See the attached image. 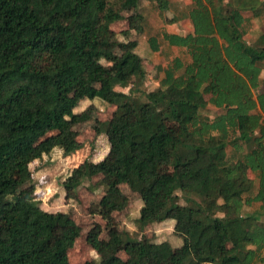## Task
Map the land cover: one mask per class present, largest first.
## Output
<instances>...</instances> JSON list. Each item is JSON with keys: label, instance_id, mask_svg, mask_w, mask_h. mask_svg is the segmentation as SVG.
<instances>
[{"label": "trees", "instance_id": "obj_1", "mask_svg": "<svg viewBox=\"0 0 264 264\" xmlns=\"http://www.w3.org/2000/svg\"><path fill=\"white\" fill-rule=\"evenodd\" d=\"M147 1L166 25L176 23L165 14L169 0ZM140 2L0 0V264H71L68 253L83 226L69 211L41 207L30 164L50 134L67 156L82 148L77 126L93 119L96 106L78 111L74 92L115 108L92 126L106 135L108 152L74 167L63 189L85 188L117 212L130 204L122 184L143 201L140 237L123 227L99 239L98 264H264V31L252 43L244 38L252 25L244 13L262 15L264 0H192L191 30H161L189 60L175 56L152 91L141 86L138 42L125 43L111 30ZM138 17L144 27V14ZM149 42L159 50L156 36ZM119 47L126 48L117 53ZM48 60L54 67L44 70ZM210 106L222 112L211 118ZM171 122L187 144L172 136ZM171 213L178 251L144 233Z\"/></svg>", "mask_w": 264, "mask_h": 264}, {"label": "rangeland", "instance_id": "obj_2", "mask_svg": "<svg viewBox=\"0 0 264 264\" xmlns=\"http://www.w3.org/2000/svg\"><path fill=\"white\" fill-rule=\"evenodd\" d=\"M216 2H227L229 0H215ZM192 0H169V6L165 10L168 20L177 19L176 23L166 25L162 16H157V12L152 8V3L147 0H141L138 7H130L124 12V18L113 23L111 30L118 38L129 43L137 41L136 51L141 53L144 63L145 80L141 85L143 90L152 91L160 87L161 78L164 75V69L172 62L175 56H180L183 60H189L181 48L169 45L163 40L161 30L167 27L172 32L186 33L192 29L190 19V9ZM145 16L144 27H141L138 14ZM245 16H249L252 21L251 27L246 32L244 38L248 42H254L258 36L264 31V13L259 17L252 16L251 12H245ZM59 19L63 24L70 23V17L67 13H60ZM156 36L160 42V48L157 51L152 50L149 42L150 36ZM126 47H119L117 53H121ZM54 67V61L48 60L44 62L42 68L50 70ZM113 71V70H112ZM111 73L108 75L110 77ZM261 76H264V68ZM134 77H130L132 82ZM129 93V87H117ZM72 97L78 102L77 110H83L90 104L96 106L93 119L83 122L77 126L80 134L78 139L82 142L81 149L71 155H65L63 149L58 147L53 140V135H48L37 143V147L42 150L41 158L30 164L33 171L32 182L36 186V198L40 200L41 207L49 211H69L73 217L82 224V235L77 239L76 244L69 250V260L71 264H98V253L96 251V243L101 238H108L116 231H120L126 227L133 236L140 237L142 231L136 223L142 206V199L132 192L126 184H122V190L129 195L130 204L128 208L122 212L113 211L100 205V197L94 196L85 188H81L77 192L66 191L63 189L62 181L71 173L74 167L85 160L98 161L102 159L109 150V143L104 133L95 134L93 131V123L100 119H108L115 106L108 104L106 101L95 98H86L83 94L74 92ZM208 116L214 118L220 112L213 106L208 107ZM133 113L127 116V119H133ZM172 136L180 138L181 143L187 144L185 135L182 134L180 126L171 122L168 124ZM161 171L172 172V168L166 165L160 167ZM30 191V184L25 185L20 190L21 193ZM180 193V191H177ZM166 195L161 193L158 200L161 203L166 202ZM258 209L255 204L252 207H246L247 212H253ZM264 221V216L262 217ZM4 221H0V227L4 225ZM175 217L171 213L169 217L161 222L148 226L144 229V233L155 237V240L169 241L178 251L180 239L174 233ZM120 255L125 258L124 249L121 248ZM156 264V263H148ZM161 264H171L170 259Z\"/></svg>", "mask_w": 264, "mask_h": 264}, {"label": "crops", "instance_id": "obj_3", "mask_svg": "<svg viewBox=\"0 0 264 264\" xmlns=\"http://www.w3.org/2000/svg\"><path fill=\"white\" fill-rule=\"evenodd\" d=\"M261 16V15H260ZM257 17H259V16H257ZM191 30V29H190Z\"/></svg>", "mask_w": 264, "mask_h": 264}]
</instances>
